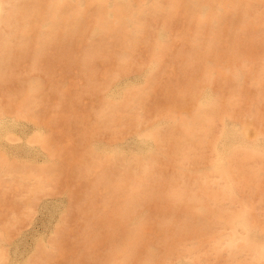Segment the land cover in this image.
<instances>
[{
  "label": "bare ground",
  "instance_id": "obj_1",
  "mask_svg": "<svg viewBox=\"0 0 264 264\" xmlns=\"http://www.w3.org/2000/svg\"><path fill=\"white\" fill-rule=\"evenodd\" d=\"M242 56L250 63L242 72L243 94L254 93L257 102L249 120L226 112L219 84L197 98L184 78L162 74L172 65L199 68L206 61L225 74ZM260 63L264 0H0V264H52L59 258L64 238L72 241L76 209L97 207L76 205L74 180L59 195L53 184L58 179L51 182L48 170L71 162L68 168L82 178L94 156L114 213L106 226L115 238H124L117 230L124 232L126 221L136 227L127 251L113 252L107 264H135L131 252L140 264L157 262L155 255L137 258L133 240L167 264H218L224 246L232 264H264V208L244 194L246 179L253 178L247 159L264 158ZM133 79L144 87L132 85ZM160 98L167 104L162 110L156 109ZM191 99L202 105L188 110ZM63 133L75 140L61 149ZM67 145L76 151L68 152ZM175 149L187 152L181 158L192 182L171 191L167 201L186 195L198 213L160 221L146 201L164 196L163 182L151 181ZM23 153L42 163L31 167L18 158ZM116 165L121 170L113 182ZM47 198L61 204L38 235L26 227ZM90 224L98 226L96 219Z\"/></svg>",
  "mask_w": 264,
  "mask_h": 264
},
{
  "label": "rangeland",
  "instance_id": "obj_2",
  "mask_svg": "<svg viewBox=\"0 0 264 264\" xmlns=\"http://www.w3.org/2000/svg\"><path fill=\"white\" fill-rule=\"evenodd\" d=\"M155 43L157 44V41H155ZM239 58L241 59L239 60L237 66L235 67L237 71L240 72L239 74H236L235 68H233L229 72H224L225 74H222V72L219 71L220 68L219 67L215 68V65L211 64L210 61H206L199 68H186L185 65V68L181 69L178 66L169 65L171 71L167 69L166 71H163L162 74H164V76H168L169 78H173V81H175L176 78L178 77L184 78L186 81L184 85L186 90H188L187 92H190L191 95L194 94L195 96H197V98L202 95L204 88H206L207 86L209 85L217 86V84H219L224 92V96L226 100V106H225L226 112L236 113L241 117L249 120L254 115L257 102L254 99V93L248 92V95L243 94L244 78L242 72L244 73L246 72L248 65H250V63L248 62L245 56ZM174 64L176 63L174 62ZM262 65L264 66V63H260L261 67ZM224 69L226 70V68ZM222 75H226V78L222 79L223 77ZM132 85H140L141 87H144L143 83H139V80L137 81V79H133ZM251 89L254 91L253 87H251ZM156 102H157L156 109L162 110L167 107V104L164 103V100L161 98L160 100H156ZM190 102L191 103L188 106V110L192 109L194 106L202 105L200 104V101H194L193 99H191ZM186 110L187 109H185V111ZM176 131L177 130H175V132ZM174 139L175 137L173 136L171 140L175 141ZM70 140L71 141L75 140L74 135L72 137V135L68 136L67 133H63L60 138L59 147L61 144H64L66 143V141L68 142ZM187 142H192V141L187 140ZM75 145L72 147L70 145L67 146L69 149H72L73 147L76 148ZM75 148L72 149L71 151L68 150V152H73V150L76 151ZM173 151H174L173 154L174 155L177 154V155L172 158L165 159L162 163V167L161 168L158 167L157 171L155 172V176L153 177V179L155 178V180L151 181V183H153V186L159 185L161 182H163L162 187L164 188V196H162L161 198L153 196L152 200H149V202L146 201V204L152 207L151 211L149 210V212H151V214L154 217H156L157 220L160 221H164L167 218H175V217L178 219H182L187 210H188V214L198 213L197 210L195 211L193 210V205L195 203L191 201L186 195H184L181 201H173L175 199L167 201L166 196L169 193H171V191H180L181 187L183 188L185 183L192 182V179L187 180L188 178H192V176H188L187 172L183 170L186 162L184 159L181 158V155H186L187 152H182V154L179 155L178 154L179 150L175 149ZM18 158L22 160V162L24 163L26 162V164L30 165L33 168L34 166H32L31 164L35 163L36 165H40L42 163L39 160L32 158V156L24 153L21 154ZM99 161L100 160L98 156H94V158L90 160V165L91 164L92 165L91 166L89 165L90 168L89 174L87 173L86 174L87 176H83L82 178L81 177L76 178V176H74V174L72 173L73 170H75L73 169L74 167L68 168L69 167L68 164H70L71 162L70 163L65 162V164H63L58 169L48 170V178L49 180H51V182L55 178L58 179L57 184L56 182H53L55 186H58L56 188L58 194L60 193V191H65L67 188H69V185L74 180V182L70 186L73 188V192L76 198V205L77 206L81 205L82 208H88L89 205H93L97 207V208L91 207L90 209H87L85 211V213H88L89 216L88 215L85 216V213L79 212L76 209L75 215L77 216L76 217L77 220H74L75 224L71 228V230L74 231L72 236V241L69 243H65L67 239L64 238L62 245H60L59 248L57 249V252L60 253V256L56 260H53L52 264H107L106 262L107 256L113 254V252L124 253L129 248L126 245V243H129L127 242L126 239L130 238L132 234H134L133 231H136L135 225L131 224L132 222L131 219L129 221H126L129 224V226L124 232L120 233L118 231L121 230H117L118 233L117 235H121L123 233L125 234L124 238H115L116 236H112L115 233V230H112V228L109 227V225L106 226L105 224V223H110L109 222V219L111 218L110 215L114 213L111 207L109 206V203L107 202L110 201V198L104 192L105 190L103 191L104 184L101 182L102 181L101 175L99 176V174L97 173V172H101L100 168L96 167L101 165V164L99 165ZM246 165L248 166L247 169H251L250 174L253 176L250 182L248 181V178L246 179V183L248 184V187L246 189L244 188V194L246 196V199L249 202H251V199L252 201L257 200V202L255 203L256 206L260 208H264V203H261L259 201V198L261 197L264 199V188H260V184L264 183V177L262 176L263 174L262 168H264V158H262L259 154H256L253 157L247 159ZM115 168L113 169V175H115L114 176L115 178L113 177V182L117 178V173H119L121 170V167L119 165H116ZM31 171H33V169ZM34 171L36 172V176L42 177L45 175L43 173H40L39 171H36V169H34ZM49 173H50V177H49ZM65 174L73 175V176H68V179L67 178L65 179ZM83 179L85 180L88 179L90 182L89 181L87 182V180L85 181ZM27 185H28L27 182H25V187ZM25 187H22V189H24ZM96 189H98L97 191L99 192H96ZM20 197L25 198L26 197L25 193L23 196ZM46 200L43 202V207H41L38 211L36 210L29 217V220L33 221V223L30 225L28 224L29 227H26L31 230L36 229L35 231H37L38 235L45 234L44 232L48 230L46 227H48L49 223L51 225L52 222L54 221L53 219L55 218L54 214L56 215L58 213L61 204L58 201H53V200H50L52 201L50 202L48 198ZM232 206H233L232 208H237L236 204ZM261 212L264 215L263 209H261ZM90 216L92 218H90ZM93 219L94 220L96 219V222L98 224L97 227L91 226L90 221H93ZM84 220H86V223H84L85 222ZM116 224H118V226H121L122 221ZM44 228L46 230H44ZM232 238L235 240L236 243H239L240 240L238 238V234H234ZM178 241H179L178 239H175L174 241L171 242V244L174 246V249L179 247ZM133 243L134 244H129V246H131L133 250H137V249L140 250L139 253L137 254L138 255L137 258L140 259L143 258V256L149 257L151 255H155L157 258V262L152 260L153 263L151 264H167L162 257L161 258L157 257L155 253H153L146 247L141 246V244L135 242L134 240ZM131 255L133 256V258L131 259L132 263L140 264L142 262L136 260L132 252ZM232 260L233 259H232L231 251L226 246L222 247V250L220 251L219 254V260L217 263L232 264Z\"/></svg>",
  "mask_w": 264,
  "mask_h": 264
}]
</instances>
